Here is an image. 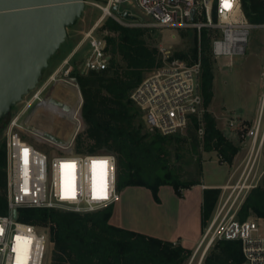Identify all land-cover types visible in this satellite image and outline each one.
<instances>
[{
    "label": "built area",
    "instance_id": "2783aa9c",
    "mask_svg": "<svg viewBox=\"0 0 264 264\" xmlns=\"http://www.w3.org/2000/svg\"><path fill=\"white\" fill-rule=\"evenodd\" d=\"M129 0H108L95 3L103 12L87 31L65 61L55 71L50 82L63 71L67 77L74 70L70 60L83 46L86 54L80 71H103L110 67L111 53L106 36L97 30L107 16L118 19L113 6ZM139 6L154 18L153 26L177 30H194L201 37L203 30L212 32V54L225 65L235 55L247 50L253 24L248 20L241 0H137ZM117 13V14H116ZM170 57V56H169ZM164 59V64L153 70L135 87L130 98L142 110L146 126L162 135H173L195 122L204 135V98L201 90L202 61L193 64L180 58ZM68 68L66 69V66ZM76 85L74 81L70 82ZM48 85L36 88L33 98L5 124L4 143L7 153L8 212L0 215V264H44L49 235L36 225L19 219L21 208H56L78 213L96 212L121 199L117 188V159L112 153L77 152L75 139L82 127L80 104L73 110L76 131L65 143L46 138L44 130L35 128L28 117V109L35 103H47L43 93ZM264 104L258 119L244 136L250 139L246 151L237 164L230 165L226 183L218 187L220 196L213 215L194 251L191 262L206 245L205 253L217 239L241 241L242 264H264V236L254 218L241 220L238 212L249 192L257 187L264 168ZM61 115H67L60 112ZM231 129L239 131L235 120ZM23 131V132H22ZM29 133L39 140L58 146L59 153L49 155L26 137ZM222 157L219 156V160ZM261 171V172H260ZM17 210V215L14 211ZM201 258V260H202ZM201 262V261H200ZM200 264V263H199Z\"/></svg>",
    "mask_w": 264,
    "mask_h": 264
},
{
    "label": "trees",
    "instance_id": "16d2710c",
    "mask_svg": "<svg viewBox=\"0 0 264 264\" xmlns=\"http://www.w3.org/2000/svg\"><path fill=\"white\" fill-rule=\"evenodd\" d=\"M241 1L248 20L263 24L264 0ZM102 22L98 30L114 34L106 36L112 54L110 67L103 71H72L83 94L81 115L86 124L83 133L75 139V150L114 154L120 192L130 186H143L151 190L154 200L161 202L160 187L171 185L182 196L184 190L201 184V180L182 179L169 162L167 142L171 135L149 130L140 118L142 110L130 98L145 73L164 64L162 53L158 46L149 43L147 28L124 25L112 16ZM195 33L196 46L190 52H177L168 59L180 58L189 64L202 61L203 148L217 152L223 162L232 164L239 147L217 126L208 109L214 97L215 80L212 32L203 30L201 37ZM190 127L197 128L195 118ZM6 167L4 146L0 149V215L8 212ZM219 196V188H204L203 226L211 219ZM113 213L114 205L90 213L30 207L19 209V219L48 233L49 264H188L191 261L195 249L180 241L116 225L111 221ZM251 216L264 219V176L238 212L241 220ZM243 260L240 240L217 239L200 264H242Z\"/></svg>",
    "mask_w": 264,
    "mask_h": 264
},
{
    "label": "rangeland",
    "instance_id": "374dc122",
    "mask_svg": "<svg viewBox=\"0 0 264 264\" xmlns=\"http://www.w3.org/2000/svg\"><path fill=\"white\" fill-rule=\"evenodd\" d=\"M107 1L108 0H87L85 11L80 20L68 28V36L65 43L50 60L49 67L45 70L43 78L37 87L48 85L46 91L43 93V97L46 98L47 103L41 104L35 102L23 117V119L28 117V120L35 128L55 131L64 137L72 133L70 138H72L75 133L76 121L73 116H71L72 114L68 113V115L65 116L53 112L50 109L48 100L50 97L59 96L68 101V104L75 110L80 104V95L83 99L80 86L73 72L66 77L62 71L59 74V78L52 82H50V77L61 64H65V61L70 57L74 48L83 38L85 31L90 29L102 16V10L95 3L105 4ZM119 10L121 12L130 11L131 15L135 17L129 18L118 15L117 20L120 23L148 29L147 39L149 43L159 47L163 59L177 52H190L191 48L196 46L195 31L153 26L152 23L155 21L154 18L139 6L137 0L121 2L119 4ZM102 23L103 22H101V24ZM183 31L185 35L182 34ZM97 33L100 36L114 35L108 31L101 32L100 30H97ZM85 54L86 49L85 46H83L76 56L70 60V64H72L74 69L73 71H75V69L79 71ZM214 60V97L208 109L215 117L217 126L239 147V151L234 156L232 162L234 165L240 161L246 151V145L250 143V139L244 135L255 120L258 119L261 106L264 104V23L253 24L246 52L241 55H235L232 63L225 65L224 61H219L215 58ZM67 68L68 65L66 66V69ZM152 72L153 70L147 71L145 77ZM72 81H74L76 85L71 84L70 82ZM35 90L31 91L23 98L22 102L13 107L8 117L0 121V149L5 146L3 134L4 125L18 110L23 109L24 105L33 98ZM59 97L56 98L60 99ZM80 118L82 119V127L77 135L83 133L86 128L82 115ZM140 118L144 121L142 111ZM231 120H235L237 124L241 125L239 131L230 128L229 123ZM24 135L31 143L49 155L59 153L61 150L55 144L39 140L29 133H25ZM204 135L201 136L199 134L198 128L194 129L193 127H189L168 136L167 151L170 165L175 168L184 180H201L204 169L205 171H210L212 169L210 165H213V163L210 165L203 164L204 162L207 163L210 160H216L220 164L222 163L219 160L217 152H208L204 150ZM226 164L229 167L232 165L229 163ZM200 165H202V171H200ZM263 168L264 166H262L261 171ZM217 169L218 167L213 168L212 172L220 176L223 171L226 170V166L222 167V169L220 167L223 171ZM145 189L146 187L143 188V186H130V188L126 190V194L122 201L127 204L133 203L134 209L131 211L126 209L122 212V216L124 220L127 221L128 219L133 221V223L140 228L142 227L155 231L156 200H154L152 192L149 194ZM251 218L256 219L259 227V234L264 236V219L256 216H251ZM50 246V244L47 245L44 264H49L48 255L49 249L51 248ZM196 247L197 245H195L193 249H196ZM205 249L206 245L199 251L194 260L192 262L190 261L188 264H199Z\"/></svg>",
    "mask_w": 264,
    "mask_h": 264
},
{
    "label": "water",
    "instance_id": "95a60500",
    "mask_svg": "<svg viewBox=\"0 0 264 264\" xmlns=\"http://www.w3.org/2000/svg\"><path fill=\"white\" fill-rule=\"evenodd\" d=\"M87 0H0V121L40 84L50 60L65 43L68 28L82 17ZM119 15L135 18L130 11ZM56 109L73 113L68 103L50 97ZM46 138L66 141L51 131ZM17 215V210L14 211Z\"/></svg>",
    "mask_w": 264,
    "mask_h": 264
},
{
    "label": "crops",
    "instance_id": "0c3cea01",
    "mask_svg": "<svg viewBox=\"0 0 264 264\" xmlns=\"http://www.w3.org/2000/svg\"><path fill=\"white\" fill-rule=\"evenodd\" d=\"M63 65L64 64H61L55 71L60 70ZM64 101L68 103V101ZM50 109L53 112L60 114L59 111L53 108ZM51 132L58 135L65 141H68L72 135L71 133L69 135L67 134V137H64L55 131ZM211 163H213V165H210ZM203 164L210 165L212 169L210 171H205L204 169V174L201 178V184H197L186 189L182 196H179L171 185H163L160 187L159 196L161 202L155 201V231L142 227L140 228L138 225L136 226L133 221L128 219L127 221L124 220L122 212L126 209L129 211L134 209L133 203L127 204L126 202L122 201L124 195L126 194V190H128L130 187H127L121 191V199L114 205V213L111 221L116 225L137 230L162 239L171 240L174 242L180 241L183 245L189 248L195 247V245H197L201 240L206 227L203 226L202 219L204 188L220 187L226 183L230 171V167L226 163L220 164L216 160H210L209 162H204ZM213 166L218 167L217 170H221L222 167L226 166V170H221L223 173L218 176L212 172L213 168H215ZM145 191L149 194L151 193V190L148 188H146Z\"/></svg>",
    "mask_w": 264,
    "mask_h": 264
},
{
    "label": "flooded vegetation",
    "instance_id": "af4514ba",
    "mask_svg": "<svg viewBox=\"0 0 264 264\" xmlns=\"http://www.w3.org/2000/svg\"><path fill=\"white\" fill-rule=\"evenodd\" d=\"M50 108H53V109H55V110H57V111H59V112H63V113H65V114H68L67 112L63 111L62 109H61V110H60V109H56V108H54V107L51 106V105H50Z\"/></svg>",
    "mask_w": 264,
    "mask_h": 264
},
{
    "label": "bare ground",
    "instance_id": "6f19581e",
    "mask_svg": "<svg viewBox=\"0 0 264 264\" xmlns=\"http://www.w3.org/2000/svg\"><path fill=\"white\" fill-rule=\"evenodd\" d=\"M233 62V61H232ZM73 96V95H72ZM78 107V106H77ZM47 108V107H46ZM74 113V112H73ZM73 113H71L72 115L71 116H73V118H74V114Z\"/></svg>",
    "mask_w": 264,
    "mask_h": 264
}]
</instances>
